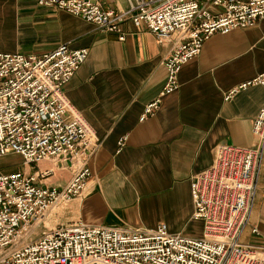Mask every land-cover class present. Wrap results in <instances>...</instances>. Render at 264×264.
Instances as JSON below:
<instances>
[{
    "label": "built area",
    "instance_id": "built-area-1",
    "mask_svg": "<svg viewBox=\"0 0 264 264\" xmlns=\"http://www.w3.org/2000/svg\"><path fill=\"white\" fill-rule=\"evenodd\" d=\"M36 1L116 33L121 41L130 20L158 44H171L166 85L145 108L143 121L163 96L179 89L181 69L213 35L251 28L264 18V0H125V9L101 0ZM88 56L87 49L69 44L42 56L0 53V158L18 155L24 167L11 174L0 168V264H264V246L241 240L264 163V106L253 122L254 145L219 146L212 166L193 178V218L203 223L202 237L171 233L164 224L129 229L83 222L35 234L55 208L82 198L91 178L89 162L100 144L65 93ZM248 85L264 87V73L242 87ZM44 163L50 168H39ZM56 171L70 172L64 187L47 184Z\"/></svg>",
    "mask_w": 264,
    "mask_h": 264
},
{
    "label": "crops",
    "instance_id": "crops-1",
    "mask_svg": "<svg viewBox=\"0 0 264 264\" xmlns=\"http://www.w3.org/2000/svg\"><path fill=\"white\" fill-rule=\"evenodd\" d=\"M101 1L113 9L127 7L125 0ZM123 31L125 41L36 0H0V53L42 56L63 44L89 51L65 93L93 127L100 147L89 162L84 196L58 206L51 216L59 225L154 229L164 224L171 233L200 238L203 223L193 218L194 176L212 166L219 146L255 143L252 127L264 106V87L242 86L264 73V18L254 27L213 35L200 56L181 69L179 89L163 96L144 121L145 108L166 85L171 44H158L130 20ZM69 179L70 172L56 171L46 182L64 187ZM241 240L264 246V163Z\"/></svg>",
    "mask_w": 264,
    "mask_h": 264
},
{
    "label": "rangeland",
    "instance_id": "rangeland-1",
    "mask_svg": "<svg viewBox=\"0 0 264 264\" xmlns=\"http://www.w3.org/2000/svg\"><path fill=\"white\" fill-rule=\"evenodd\" d=\"M22 164H23V160L18 155L12 154V155H7L5 157L0 158V168L5 174H11V173L24 169ZM51 214L46 218L45 223H43L40 227L35 229V234L41 235L42 232H44L45 230L53 229L57 227V225L59 226V224H56L54 222L53 220L54 218L51 216ZM44 226L47 229H45Z\"/></svg>",
    "mask_w": 264,
    "mask_h": 264
}]
</instances>
